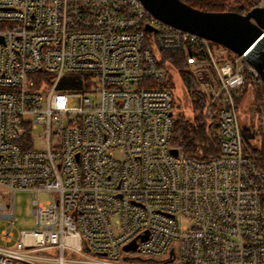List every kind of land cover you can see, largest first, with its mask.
<instances>
[{
    "label": "built area",
    "instance_id": "2783aa9c",
    "mask_svg": "<svg viewBox=\"0 0 264 264\" xmlns=\"http://www.w3.org/2000/svg\"><path fill=\"white\" fill-rule=\"evenodd\" d=\"M162 51L184 55L217 110V156L172 152ZM247 73L142 0H0V218L15 223L18 189L36 216L16 241L2 231L0 264H264V170L237 106Z\"/></svg>",
    "mask_w": 264,
    "mask_h": 264
},
{
    "label": "trees",
    "instance_id": "16d2710c",
    "mask_svg": "<svg viewBox=\"0 0 264 264\" xmlns=\"http://www.w3.org/2000/svg\"><path fill=\"white\" fill-rule=\"evenodd\" d=\"M186 3L209 11L235 10L245 12L246 7L240 5L242 0H183ZM161 65L170 64L180 75L185 87V93L191 105V116L186 115L182 109L180 97L174 96L173 112L174 124L171 137V145L180 148L183 152L198 158H211L220 153V134L217 110L207 113V95L200 88L199 83L192 76L187 67L186 59L180 52H161ZM252 74L246 75V81L242 92L237 99V106L245 97L249 77L254 80ZM258 78V77H257ZM251 83V82H250ZM247 141H252L247 139ZM260 145L253 146V154L256 156L257 164L264 170V136L261 134ZM253 145V143H252Z\"/></svg>",
    "mask_w": 264,
    "mask_h": 264
},
{
    "label": "water",
    "instance_id": "95a60500",
    "mask_svg": "<svg viewBox=\"0 0 264 264\" xmlns=\"http://www.w3.org/2000/svg\"><path fill=\"white\" fill-rule=\"evenodd\" d=\"M159 19L221 43L258 72L264 84V8L253 7L246 13L235 10L209 11L194 7L183 0H142ZM247 139L254 133H245ZM173 153L178 148L171 149ZM136 241L124 247L136 248Z\"/></svg>",
    "mask_w": 264,
    "mask_h": 264
},
{
    "label": "rangeland",
    "instance_id": "374dc122",
    "mask_svg": "<svg viewBox=\"0 0 264 264\" xmlns=\"http://www.w3.org/2000/svg\"><path fill=\"white\" fill-rule=\"evenodd\" d=\"M250 0H242L241 4L244 7L250 5ZM168 82L174 89V95L181 98L182 109L186 115L191 116V105L185 93V87L180 75L173 70H170ZM250 73H247V75ZM252 76V75H251ZM252 80L249 77L247 82V92L243 101L240 103L239 114L243 125L252 129L255 137L252 141H246L247 149L253 153V146L260 145L261 134L264 136V84L258 75ZM258 77V78H257ZM251 82V83H250ZM73 103L76 104L77 100L74 99ZM253 143V145H252ZM38 197L41 201L45 202L48 199V194L40 192ZM15 223L8 226V220L0 218V244H6L1 238V233L5 229L13 232V240L19 239L21 230H32L36 227V216L32 211V192L29 190L18 189L15 191Z\"/></svg>",
    "mask_w": 264,
    "mask_h": 264
},
{
    "label": "flooded vegetation",
    "instance_id": "af4514ba",
    "mask_svg": "<svg viewBox=\"0 0 264 264\" xmlns=\"http://www.w3.org/2000/svg\"><path fill=\"white\" fill-rule=\"evenodd\" d=\"M247 8V7H246ZM249 9H247L245 12H243V13H246L247 11H248ZM244 129H245V131H248V132H252V129L251 128H249V127H247V126H245L244 127ZM247 132V133H248ZM255 134V133H254ZM256 135V134H255Z\"/></svg>",
    "mask_w": 264,
    "mask_h": 264
}]
</instances>
